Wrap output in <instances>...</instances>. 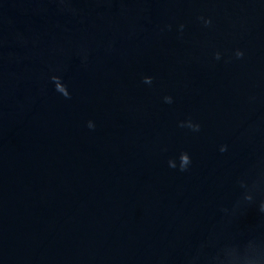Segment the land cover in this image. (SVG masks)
Here are the masks:
<instances>
[{"label":"water","instance_id":"obj_1","mask_svg":"<svg viewBox=\"0 0 264 264\" xmlns=\"http://www.w3.org/2000/svg\"><path fill=\"white\" fill-rule=\"evenodd\" d=\"M0 264H264V0H0Z\"/></svg>","mask_w":264,"mask_h":264}]
</instances>
